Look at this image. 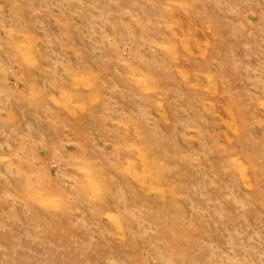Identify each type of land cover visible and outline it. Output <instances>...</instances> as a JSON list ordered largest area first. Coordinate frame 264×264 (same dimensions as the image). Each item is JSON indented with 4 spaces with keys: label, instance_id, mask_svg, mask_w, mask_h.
<instances>
[{
    "label": "rangeland",
    "instance_id": "rangeland-1",
    "mask_svg": "<svg viewBox=\"0 0 264 264\" xmlns=\"http://www.w3.org/2000/svg\"><path fill=\"white\" fill-rule=\"evenodd\" d=\"M0 264H264V0H0Z\"/></svg>",
    "mask_w": 264,
    "mask_h": 264
}]
</instances>
